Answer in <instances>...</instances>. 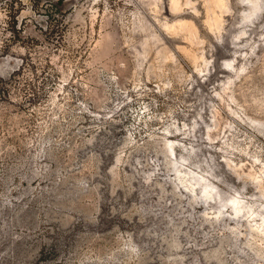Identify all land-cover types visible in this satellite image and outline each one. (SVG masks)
<instances>
[{"label": "rangeland", "instance_id": "obj_1", "mask_svg": "<svg viewBox=\"0 0 264 264\" xmlns=\"http://www.w3.org/2000/svg\"><path fill=\"white\" fill-rule=\"evenodd\" d=\"M0 264H264V0H0Z\"/></svg>", "mask_w": 264, "mask_h": 264}, {"label": "bare ground", "instance_id": "obj_2", "mask_svg": "<svg viewBox=\"0 0 264 264\" xmlns=\"http://www.w3.org/2000/svg\"><path fill=\"white\" fill-rule=\"evenodd\" d=\"M243 2H246L247 0H242ZM257 5V4H256ZM256 5H252V9H251V15H253L254 13V10L256 9ZM251 15H247V18H249ZM167 148H168V151H170V150H172V146L171 145H168L167 146ZM209 197H208V194H207V191L205 190V191H203V193H202V200H203V202H208V199ZM233 203L235 204V201H233ZM234 205H232V207H233ZM233 216H238L239 215V211L236 209L235 211H234V213L232 214Z\"/></svg>", "mask_w": 264, "mask_h": 264}]
</instances>
